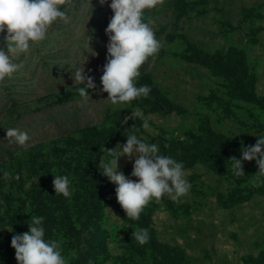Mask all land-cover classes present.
<instances>
[{"label": "rangeland", "instance_id": "374dc122", "mask_svg": "<svg viewBox=\"0 0 264 264\" xmlns=\"http://www.w3.org/2000/svg\"><path fill=\"white\" fill-rule=\"evenodd\" d=\"M110 2L66 0L67 22L53 23L26 53H10L21 67L0 80V147L13 153L7 159L0 148L2 264H18L11 238L28 231L32 215L44 216L45 228L50 220L46 238L59 241L66 257V211L84 221L87 207L75 204L89 201L102 211L91 217L105 233L100 264H262L264 175L252 160L237 176L227 158L239 159L241 142L253 145L264 135V0H157L145 9L161 47L136 79L151 86L149 95L123 108L101 91ZM77 64L95 81L88 99L75 91ZM135 109L150 128L131 115ZM7 127L27 131L30 141L7 138ZM130 132L182 161L191 185L178 200L152 199L138 219L126 217L116 185L100 171L103 146L125 143ZM89 137L101 141L88 145ZM132 167L128 157L118 159V171L135 180ZM56 174L69 176V197L55 194ZM140 227L149 230L144 244L132 235ZM67 259L74 262L77 252Z\"/></svg>", "mask_w": 264, "mask_h": 264}, {"label": "clouds", "instance_id": "9594fccd", "mask_svg": "<svg viewBox=\"0 0 264 264\" xmlns=\"http://www.w3.org/2000/svg\"><path fill=\"white\" fill-rule=\"evenodd\" d=\"M66 0H0V33H3V44H0V80L12 76L21 67L10 53H26L32 43L43 40L50 26L57 20L67 22V11L61 7ZM108 0H101L106 3ZM157 0H111L109 7L113 12L105 33L108 36L106 63L100 77L101 91L107 92V99L113 105H123L138 97H146L151 91L148 84H136L140 68L144 62L158 52L161 47L153 28L144 19V10L152 8ZM7 50H5V46ZM75 66L71 73L75 89L79 97L88 99L89 90L95 89L92 76L84 74L83 64ZM82 85V86H81ZM132 116L142 117V127L150 128L142 110L135 109ZM131 127H134L131 126ZM5 135L21 146L30 141L27 131L7 127ZM252 134V133H251ZM257 140L253 145L241 142L240 158L232 156V168L235 175L244 174L242 162L255 160L259 171L264 175V135H255ZM123 144L117 143L113 149H105L100 163V171L108 180L116 185V199L124 209L126 217L138 219L143 208L152 200H160L165 195L174 200L185 196L190 190V181L186 178L183 162L172 155L163 154L157 143L130 132ZM104 153L108 154L105 158ZM128 157L133 162L131 176L118 171V159ZM99 163V164H100ZM8 175L7 172L4 173ZM52 181L55 194L69 197L74 190L71 180L66 174L53 175ZM45 217L32 215L28 231L14 233L11 246L15 249L18 264H69L62 254L59 241L46 238L43 224ZM12 231V230H11ZM133 239L140 244L150 239L146 227L134 229Z\"/></svg>", "mask_w": 264, "mask_h": 264}, {"label": "trees", "instance_id": "16d2710c", "mask_svg": "<svg viewBox=\"0 0 264 264\" xmlns=\"http://www.w3.org/2000/svg\"><path fill=\"white\" fill-rule=\"evenodd\" d=\"M154 107L151 105L148 108V111L155 110ZM88 137V136H87ZM86 137V138H87ZM98 142L101 141V138H90L86 141V144H91L92 142ZM106 139L104 140V142ZM182 145V144H180ZM169 148H167L170 151H176L178 149L179 145H175L173 141L168 142ZM2 149V152L4 155H7L6 158L10 159L13 153L7 148V147H0ZM233 155H230L227 159L229 160ZM2 158V162H5L7 159ZM216 158H218V162H220V158L218 155H216ZM228 162V161H227ZM229 166L231 167L232 161L229 160L228 162ZM102 179V178H101ZM101 182V180H99ZM75 207L77 210H82L83 208L87 207V211H89L90 215L88 219L84 221H79V219L73 218L72 212L66 211V219H64L63 226L66 229V258L71 256V253L77 252V259H75L74 262L69 264H100V242L104 241V229L102 226L96 225L95 221L91 218L92 216L96 214H101L102 211L100 209V206L96 203L94 204L92 201L89 202H81L76 203ZM68 207H66L67 210ZM46 224V232H48L49 229L52 231V224L49 219L45 221ZM53 234V233H51ZM262 264H264V257L260 261ZM0 264H2L1 258H0Z\"/></svg>", "mask_w": 264, "mask_h": 264}]
</instances>
